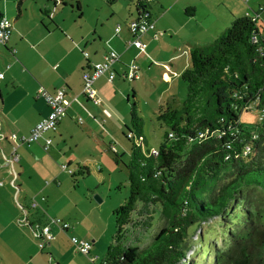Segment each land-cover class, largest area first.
I'll return each instance as SVG.
<instances>
[{"label":"crops","instance_id":"obj_1","mask_svg":"<svg viewBox=\"0 0 264 264\" xmlns=\"http://www.w3.org/2000/svg\"><path fill=\"white\" fill-rule=\"evenodd\" d=\"M144 1L138 0V6L145 3ZM147 1L148 4L143 6L142 10H138L137 6L135 18L133 20L131 18L132 21L136 20L145 10L149 12L151 19H154V27L140 37L146 44L145 52H141L134 45H128L131 40L128 29L130 19L123 21L117 14H113L105 21L104 19L97 21L93 29L87 32L76 34L75 31L70 32L64 28L62 34L61 26L60 30L57 27L50 31L41 28L39 23L44 22L43 11H49L48 7L40 6L36 13L34 11L31 14L29 10H25L18 15L12 13L13 4L17 5L16 2L0 0V20L7 19L12 22L7 45L0 43V73L4 75L0 79V131L6 136L10 133L26 136L49 115L47 102L38 95L40 89L50 94H55L58 89H65L67 97L71 100L67 116L60 122L56 131L48 132L38 142L22 145L18 149L20 155L17 165L19 176L16 181L18 190L11 187L9 183L11 177L6 169L0 171V180L4 182L0 187V264H63L65 258L63 253L70 251L68 248L70 236L90 241L93 244L91 252L98 247L102 249L104 236L95 235V228L86 222L95 212L103 213L104 200L98 201L101 205L92 202L90 200L93 195L92 189L86 188L87 191L82 189V186L76 189V183L71 182L80 176L74 177L79 166L87 167L90 173L88 167L90 160L83 158L86 140H81L80 136L85 134L90 136L99 147L105 143L103 137L99 136L106 132L105 123L112 124L116 117H121L111 102L118 94L126 95V101L130 102L128 89H123V84L127 82L125 74L131 64L139 67V78L136 81L142 78L141 69L144 71L143 76L150 77V70L154 66L161 67L160 78L162 83L169 87H166L164 92L161 91L157 97L159 100L163 93L168 96L167 90L169 93L172 91L170 85L180 79L190 65L189 54L193 48L213 42L229 24L231 25L234 18L254 16V12L259 14L264 11V0H239L236 6L229 7L230 14L226 15L224 26L220 25V22L217 26L215 22L203 26L199 22L202 15L199 0ZM152 1L161 10L164 7L172 8L167 12L174 13L179 23L177 29L160 25L167 14L156 18L150 5ZM25 2L26 0L22 6L24 8ZM209 15L212 16L211 13ZM205 17L208 18L207 15ZM53 18L52 12L49 20ZM263 18L261 16L259 20L264 23ZM200 24L199 32L196 29L200 28ZM119 26L120 30L116 32ZM170 30L174 31L173 36ZM167 34L170 35V42H166L167 54L163 55V41ZM156 42L160 46L158 54L154 53ZM13 49H17L15 54L12 53ZM111 50L119 54V62L112 66L115 78L110 82L108 75H104L94 82L97 95L102 99L100 105H95L83 94V74L90 72L95 64L102 62ZM132 89L134 90L133 87ZM158 91L159 89L156 93ZM132 94L135 98V92L132 91ZM168 98L169 102L174 100L173 95ZM163 99L159 102L157 100V103L160 104ZM104 109L111 112L110 118L105 117L102 112ZM122 118L121 120L126 121L124 117ZM131 121L130 119L129 122ZM124 126L127 124L124 123ZM133 134L143 137L142 134ZM47 138H50L52 143L46 149ZM143 141L137 144V147L147 146L144 137ZM110 148L118 156L124 155L118 151L116 145ZM10 150L11 143L0 141V167L3 163L2 151ZM129 152L130 160L131 148ZM63 166L66 168L62 170ZM33 200L39 204L35 209L31 206ZM50 217L60 218L63 222L69 223L72 229L63 231L52 223ZM46 226L51 228L54 239L43 246L42 239L36 234L41 233ZM31 236L36 238L35 242ZM37 244L40 251L36 249ZM46 247L48 251L44 252ZM88 261L95 264L97 257H90ZM70 264H73L72 261Z\"/></svg>","mask_w":264,"mask_h":264},{"label":"trees","instance_id":"obj_2","mask_svg":"<svg viewBox=\"0 0 264 264\" xmlns=\"http://www.w3.org/2000/svg\"><path fill=\"white\" fill-rule=\"evenodd\" d=\"M24 1L16 0L18 15ZM47 1L55 7L67 3ZM43 13L51 19V10ZM190 60L180 76L186 99L158 110L165 132L157 155L131 143L125 162L129 195L113 211L115 234L99 264H194L188 254L191 231L220 218L250 226L225 233L230 246L219 253L200 241L201 249L212 253L207 264H264V231L257 230L247 204L249 194L264 196V23L236 17L213 42L193 48ZM131 117L140 129L135 101ZM114 154L116 162L122 160ZM88 173L79 166L74 177ZM160 224L146 247L131 240L134 229ZM203 261L201 255L197 264Z\"/></svg>","mask_w":264,"mask_h":264},{"label":"rangeland","instance_id":"obj_3","mask_svg":"<svg viewBox=\"0 0 264 264\" xmlns=\"http://www.w3.org/2000/svg\"><path fill=\"white\" fill-rule=\"evenodd\" d=\"M11 1L16 2V0ZM77 1L81 5V11H78L77 9ZM137 1L138 0H66V5L59 4L55 7L47 0H26L24 4L26 8L23 7V10H29L32 14L34 11L35 13L38 12L40 6H46L53 12L54 18L53 20H49L44 16V22L39 23L42 26V29L50 31V29L55 30L57 27V29L60 30L59 26H61L62 30L60 31H62V34H64V28L70 32L75 31L76 34H80L93 29L97 21L101 19H104L105 21L107 18L110 19L113 14H117L118 18L123 21L130 19L129 23H131L135 18L134 15L137 14ZM238 1L239 0H199L198 5L202 10V15L199 18V22L203 26L204 24H214V22L217 26L218 22H220L219 24L224 26L226 15L228 13L230 14L229 7L236 6V2ZM150 5L152 6V12L156 18H161V16L164 14H167L166 17L161 21L160 25L162 27H170L173 29H177L179 27V23L174 16V13L168 14L172 8L164 7V9L161 10L157 7L154 1L150 2ZM258 9L256 11H258ZM14 12L16 13V5L13 4L12 13L14 14ZM209 13H211L212 16H210ZM254 13L255 16L256 12ZM206 15L208 18L205 17ZM261 16L264 17V11H261L258 14V18L260 19ZM110 23L111 21H109L108 24ZM201 24L200 28L198 27L196 29L199 30V32L201 29ZM228 26H230V24ZM170 33H172L171 36L174 35L173 30H170ZM184 34L186 35L187 33L184 32ZM169 36L170 35L167 34V38L165 41H163V55L167 54L165 49L170 42ZM154 47V53L158 54V51L160 50L158 42L155 43ZM160 70L161 67L156 65L150 70L151 76L146 77L145 75L143 76L144 71L141 69V80L136 81L135 83H130V80H127L126 84H123V89H128L127 93L130 95V102H127V96H123L122 94H118L114 101L111 102L121 117H116V121L112 124L105 123L106 132L99 134L100 137H103L105 141L104 144L99 147L96 141L90 136L86 134L80 136L81 140H86V142H84L86 147L84 148L83 158H88L90 160V165H88L90 168V173L84 176H77V180H72L71 182L76 183V189H79L80 186H82V189H92L93 195L90 198L92 202L100 204L95 199L96 196L104 200V205L102 208L103 213H101V211L95 212V214L92 215L90 219H88V222H86L88 225H91L95 228V235H102L104 237L102 249L101 247L94 249L88 257L77 250L76 246L72 243V237L70 236L68 241V248L70 251H65V254L63 253L65 256L62 261L63 264H70L71 261L73 264H92L88 260H90V257L93 256L97 257L95 264H99V262L102 260L106 254V249L108 245L111 244L115 234V218L113 211L120 205L124 204L129 195L128 171L126 163L129 161L128 158L131 142L127 139L126 134L130 133V131L136 134H142L147 143V146H142L143 151L146 149L150 150L154 147L157 148L160 142L163 140V135L165 132V128L161 126V122L157 119L158 110L168 103H174L173 105L179 106L186 99L187 88L181 78L178 79L173 85H170L172 91L169 93L167 90L168 96L164 95L163 93L162 97L159 100L157 99L158 95L162 93L161 91L163 90L164 92V89L169 87L168 85H164L162 83L160 78ZM138 86H140V88H138ZM158 89L159 91L156 93ZM132 91L135 92V98H133ZM170 95L174 96V100L169 102L170 99L168 97ZM162 98H164L162 102L160 104L157 103V100L159 102ZM133 101H135L137 104L139 117V122L137 125L140 129H137L132 121L129 122L131 119L130 111L133 106ZM122 117H124L127 122L125 120H121L123 119ZM252 118L253 116L242 117V119L245 121L251 120ZM259 119L260 115H256L254 120L255 122H258ZM124 123L127 124V126H124ZM136 141H138V139ZM95 145H97V147H95ZM113 145H116L118 151L124 153V155L121 157L123 158L122 160H117V162L115 161L116 156L110 150V147ZM64 173L67 176V173ZM247 204L250 206L249 211H251L252 221L257 223V230L264 231V196L249 194L247 198ZM50 219L52 220L60 218L50 217ZM160 226L161 224L148 231H143L139 228L134 229L131 232V240L137 242L140 247H146L151 242L152 235L158 231ZM244 226H250V224L248 222H242L239 225H230L226 222V220L220 218L214 221H208L201 227L196 228L195 230L193 229L189 239L192 245L191 250L188 253L190 260H192L194 264H197L200 256L203 255L205 261H203L202 264H207V261L212 260V253L209 255L204 251V249H201L200 241L208 243L212 250H215L217 253H219L230 246L225 242V233L228 232L231 235L233 233L240 232L242 229H244ZM69 229H72L71 225ZM252 230L255 232V228L253 226ZM30 238H32V241L35 242V237L33 238L31 236ZM74 238L81 240L76 236ZM36 249L40 251L38 244L36 245ZM45 251H48L47 247L45 248L44 252Z\"/></svg>","mask_w":264,"mask_h":264},{"label":"built area","instance_id":"obj_4","mask_svg":"<svg viewBox=\"0 0 264 264\" xmlns=\"http://www.w3.org/2000/svg\"><path fill=\"white\" fill-rule=\"evenodd\" d=\"M258 18V14L253 16ZM154 27V22L151 19L149 12L143 11L140 15L139 20H134L128 25V29L131 35V40L128 42V45H134L141 52H145L146 44H144L140 37L145 34L148 30ZM120 26L116 29V32H119ZM12 31V23L7 19L0 20V43L6 45L9 41ZM12 53L15 54L16 50H12ZM116 62H119V54L114 50L109 51L104 60L100 63L94 65L90 72H85L83 74V94L86 98L95 105H100L102 99L97 95V91L94 87V82L104 76L108 75L109 81H113L115 78V73L112 71V66ZM139 67L136 64H131L128 67V70L125 74V79L130 80V82H135L139 78ZM4 77L3 73H0V79ZM38 95L43 97L47 102L50 112L49 115L42 119L26 136H18L15 133H10L8 136L2 131H0V141H7L11 143V150L9 152L2 151V169H6V172L11 177L10 185L15 190H18L16 181L18 179V172L16 166L19 164L20 155L18 149L22 145H30L32 143L38 142L48 132L56 131L60 122L67 116V108L69 107L71 100L67 97L65 89H58L55 94H50L44 89L38 91ZM103 114L105 117L110 118L112 116L111 112L108 109H104ZM261 118V116H260ZM260 120V119H259ZM127 138L136 142L135 144L142 143V136H135L133 133H128ZM138 139V141H136ZM139 142V143H138ZM52 143L50 138H47L45 141V148L47 149ZM249 151V149H247ZM153 155H157V150L153 149ZM66 167L63 166V169ZM4 185V182L0 180V187ZM32 208L35 209L39 206L36 200H33L31 204ZM26 215V213H25ZM52 223L59 226L63 231H68L70 225L61 221L60 219H52ZM43 241V246L54 239V236L51 234V228L49 226L44 227L41 230V233L36 234ZM72 243L76 246L77 250L85 256H89L93 247V244L87 240H79L74 237L71 238ZM93 261V259H91Z\"/></svg>","mask_w":264,"mask_h":264},{"label":"water","instance_id":"obj_5","mask_svg":"<svg viewBox=\"0 0 264 264\" xmlns=\"http://www.w3.org/2000/svg\"><path fill=\"white\" fill-rule=\"evenodd\" d=\"M142 9H143L142 6H138V10H142ZM139 19H140V16H138L136 20H139ZM95 199H96L97 201H99V200L101 201V199H100L98 196H96Z\"/></svg>","mask_w":264,"mask_h":264}]
</instances>
